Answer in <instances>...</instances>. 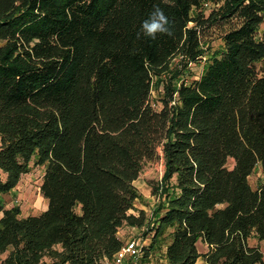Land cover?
I'll return each instance as SVG.
<instances>
[{
	"label": "trees",
	"instance_id": "trees-1",
	"mask_svg": "<svg viewBox=\"0 0 264 264\" xmlns=\"http://www.w3.org/2000/svg\"><path fill=\"white\" fill-rule=\"evenodd\" d=\"M154 5L173 35L137 39ZM262 25L264 0H0V194L32 161L46 199L26 216L0 200V264L112 260L120 226L146 222L129 212L133 181L159 158L165 199L146 254L166 234V264H264L248 243L264 239ZM212 27L221 48L180 79Z\"/></svg>",
	"mask_w": 264,
	"mask_h": 264
},
{
	"label": "rangeland",
	"instance_id": "rangeland-1",
	"mask_svg": "<svg viewBox=\"0 0 264 264\" xmlns=\"http://www.w3.org/2000/svg\"><path fill=\"white\" fill-rule=\"evenodd\" d=\"M210 6V4L208 5ZM209 11L207 7L205 13ZM264 28V25L261 26ZM203 40V55L194 63H190L184 72L180 75L181 78L192 79L197 78L203 71L207 59L212 51L219 50L222 46L219 30L215 27L208 28L202 35ZM175 58L172 62H176ZM165 76V78H167ZM157 79V78H156ZM151 91V102L154 107L159 108L160 103L158 97L162 92L161 80H155ZM233 164L232 159H229L228 166ZM44 167L34 162H30V166L27 171L23 172L17 180L15 186L7 193L0 194V200L5 207L18 206L20 209V216H26L29 214H38L46 208V199L43 197L40 191V184L42 181V175ZM164 172L163 159L159 158L157 161L145 162L139 176L133 181L139 197L134 203L133 209L129 212L138 214L140 210H143L146 215V222L142 227L123 224L118 229V236L123 242L135 239L139 246H147L151 241L153 231L150 230L155 219L158 216L157 207L160 201H164V196L153 193V188L160 183L161 177ZM5 174L0 170V178L4 179ZM248 180L252 187L256 188L262 181V173L260 166L257 165L252 173L249 175ZM164 234L158 243L154 245L152 249L146 254L145 249H141L139 255L135 258H127L123 264H166L164 251L167 238ZM250 245L257 246L262 252H264V239L251 236L248 239ZM55 249L59 250V246ZM197 249L200 252L207 250V245L200 240L197 242ZM6 252L2 255L4 256ZM49 260V257H45ZM98 264H113L112 260L102 259ZM195 264H206L205 261L199 257Z\"/></svg>",
	"mask_w": 264,
	"mask_h": 264
},
{
	"label": "clouds",
	"instance_id": "clouds-1",
	"mask_svg": "<svg viewBox=\"0 0 264 264\" xmlns=\"http://www.w3.org/2000/svg\"><path fill=\"white\" fill-rule=\"evenodd\" d=\"M158 35H173L172 21L165 14L159 5H154L153 10L148 14L140 25L137 32V39L142 36L155 40Z\"/></svg>",
	"mask_w": 264,
	"mask_h": 264
},
{
	"label": "built area",
	"instance_id": "built-area-1",
	"mask_svg": "<svg viewBox=\"0 0 264 264\" xmlns=\"http://www.w3.org/2000/svg\"><path fill=\"white\" fill-rule=\"evenodd\" d=\"M142 246L135 239L123 242L112 257L113 264H123L127 258H135L139 255Z\"/></svg>",
	"mask_w": 264,
	"mask_h": 264
}]
</instances>
